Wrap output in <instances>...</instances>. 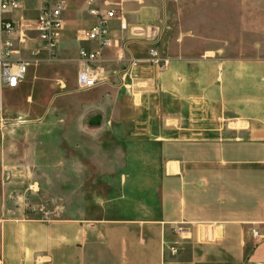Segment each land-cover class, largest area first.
I'll return each instance as SVG.
<instances>
[{"label": "crops", "instance_id": "obj_1", "mask_svg": "<svg viewBox=\"0 0 264 264\" xmlns=\"http://www.w3.org/2000/svg\"><path fill=\"white\" fill-rule=\"evenodd\" d=\"M48 1L40 2L37 17ZM63 1L59 62L69 92L78 87L79 51L98 50L83 38L95 24L93 11L124 17L125 32L118 20L111 21L115 44L101 52L100 62L110 82L92 89L88 116L101 131L116 132L126 147L158 148L159 189L149 198L147 188L128 180L123 196L111 200L125 211L70 229L62 221H25L8 210L0 221V264H16L18 258L27 264H264V58H229L216 51L200 58L172 57L160 71L147 64L149 46L132 33L156 26L155 9L135 4L139 0H85L71 12ZM83 4L89 7L88 21L78 13ZM24 10L23 0L18 12ZM33 26L25 32L27 40L15 36V59L29 65L17 89L3 90L16 99L32 82L37 90L39 80L51 73L35 65L47 61V54ZM133 59L139 66L125 81L122 71ZM19 173L0 168V177ZM127 173L129 178L137 171ZM179 227L185 231L174 230Z\"/></svg>", "mask_w": 264, "mask_h": 264}, {"label": "rangeland", "instance_id": "obj_2", "mask_svg": "<svg viewBox=\"0 0 264 264\" xmlns=\"http://www.w3.org/2000/svg\"><path fill=\"white\" fill-rule=\"evenodd\" d=\"M41 1L24 0L23 12L7 11L3 17L15 20L25 14L19 19L28 30ZM84 1L68 0L70 11ZM135 4L158 12L155 27L161 37L157 45L167 61L165 67L157 68L160 71L169 67L172 57L200 58L216 51L229 58H264V0H139ZM78 13L89 20L88 6H79ZM124 14L130 24V13L124 10ZM84 28H89L88 23ZM62 40L63 35L56 55L46 51L47 61L35 64L51 72L39 80L37 90L32 82L28 93L17 99L7 91L1 93L0 168L5 165L21 173L0 177V221L4 212L13 210L25 221L47 225L62 221L69 229L88 226L87 221L125 211L123 204L111 200L123 196L128 180L130 185L147 188L149 198L157 195L162 166L158 148L148 145L133 150L119 141L116 132L90 124L92 90L63 89ZM11 105L14 108H6ZM141 154L145 160H137ZM134 170L133 177L125 176ZM27 263L18 258L16 264Z\"/></svg>", "mask_w": 264, "mask_h": 264}, {"label": "built area", "instance_id": "obj_3", "mask_svg": "<svg viewBox=\"0 0 264 264\" xmlns=\"http://www.w3.org/2000/svg\"><path fill=\"white\" fill-rule=\"evenodd\" d=\"M90 3L96 0H88ZM23 7V0H0V116L2 114L1 93L4 89L15 90L24 81L28 73L29 65L23 61L15 59L18 54L16 50L17 34L26 38V29L21 21L9 20L3 17L7 11L18 12ZM66 9V3L63 0H49L46 2L34 23V32L38 36L39 42L43 49L50 56L57 53V46L63 35L64 21L63 13ZM95 24L83 34V38L87 42L96 43L98 50L89 51L81 49L79 51V59L82 68L77 77L78 89L80 91H88L98 86L110 82V77L100 66L101 52L112 48L115 44L111 36V21L118 20L120 29L125 32L128 30L124 17L117 14L115 11L102 12L99 9L93 11ZM136 40L142 41L149 46L147 64L162 68L167 65V61L162 59V56L157 48L161 37V31L155 26H147L135 28L132 31ZM24 39V40H25ZM138 60H131L130 63L122 71V79L125 81L131 78L133 68L139 66ZM176 232H183L182 227L175 228ZM256 237L257 233H253ZM174 253V249H171Z\"/></svg>", "mask_w": 264, "mask_h": 264}]
</instances>
